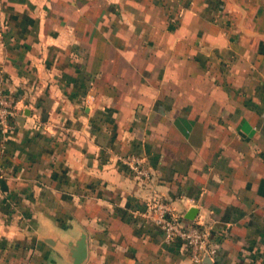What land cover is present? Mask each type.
I'll list each match as a JSON object with an SVG mask.
<instances>
[{"label": "crops", "instance_id": "1", "mask_svg": "<svg viewBox=\"0 0 264 264\" xmlns=\"http://www.w3.org/2000/svg\"><path fill=\"white\" fill-rule=\"evenodd\" d=\"M0 78V264H68L45 238L81 231L83 264H206L155 198L211 230L210 264H264V0H0Z\"/></svg>", "mask_w": 264, "mask_h": 264}, {"label": "built area", "instance_id": "2", "mask_svg": "<svg viewBox=\"0 0 264 264\" xmlns=\"http://www.w3.org/2000/svg\"><path fill=\"white\" fill-rule=\"evenodd\" d=\"M19 100L6 92L0 78V131L5 138L12 118L16 115ZM118 160L133 174L143 180L151 178V171L141 156L134 153L117 155ZM145 215L161 230L163 240L183 244L190 255V259L199 263L204 255H208L211 262L215 261L218 246L213 242V235L209 228L200 226L196 222L184 224L182 215L171 205L159 198L151 199L147 203Z\"/></svg>", "mask_w": 264, "mask_h": 264}, {"label": "water", "instance_id": "3", "mask_svg": "<svg viewBox=\"0 0 264 264\" xmlns=\"http://www.w3.org/2000/svg\"><path fill=\"white\" fill-rule=\"evenodd\" d=\"M196 209L195 207H191L186 214V217L192 219L195 215ZM45 240L54 245L56 242L60 241L63 243V248L65 249L66 259L68 264H83L87 258V239L86 233L81 231L80 235L76 238L73 244L70 245L71 242L66 241L60 237H46ZM203 262L206 264H210L211 259L208 255H204Z\"/></svg>", "mask_w": 264, "mask_h": 264}]
</instances>
